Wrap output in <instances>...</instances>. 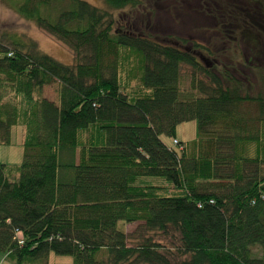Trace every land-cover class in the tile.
I'll return each mask as SVG.
<instances>
[{
    "label": "trees",
    "instance_id": "trees-1",
    "mask_svg": "<svg viewBox=\"0 0 264 264\" xmlns=\"http://www.w3.org/2000/svg\"><path fill=\"white\" fill-rule=\"evenodd\" d=\"M0 1L73 59L62 65L30 39L0 43V144L13 127L24 133L22 163L0 164L1 254L14 264L51 254L72 264H264L260 96L223 71L225 85L183 48L116 29L113 13L141 0ZM190 1L207 10L227 0ZM53 84L57 99L41 97ZM189 122L195 139L183 145L176 129Z\"/></svg>",
    "mask_w": 264,
    "mask_h": 264
},
{
    "label": "rangeland",
    "instance_id": "rangeland-1",
    "mask_svg": "<svg viewBox=\"0 0 264 264\" xmlns=\"http://www.w3.org/2000/svg\"><path fill=\"white\" fill-rule=\"evenodd\" d=\"M81 1L96 8H103L101 0ZM141 1L142 8L139 10L113 13L116 29L127 31L132 25L138 33L144 32L143 34L162 44L183 48L182 50L195 55L203 65L212 68L225 85L227 80L223 71L240 81L243 95L250 98L260 96L264 103V30L258 31L257 16L253 17L254 19L248 16L249 20L244 21L241 15V3L233 5L229 0L226 1L227 4L223 2L221 8L211 5L210 8H206L207 10L204 9L203 4L201 6L189 0L186 3H180L183 0ZM258 1L260 0H244L249 4L258 3ZM262 7L264 10V3ZM144 23L147 29L143 27ZM26 39L34 41L40 52L56 62L65 66L73 64L69 49L38 30L33 24L19 18L8 5L0 1V43H6L11 47V42L25 43ZM180 73V89L189 90L190 69L182 67ZM57 91V85L53 84L45 87L40 96L48 100H56ZM244 110L252 116L257 115L258 112L254 104L246 105ZM195 129V122L178 126L175 140L183 145H189L195 139ZM161 140L166 146H172L171 139L161 137ZM23 141L22 128L13 127L10 143L0 144V164L18 167L24 157ZM250 149L249 154H252L254 148L250 147ZM17 177V173H13L10 179L15 180ZM136 227L135 225L127 226L128 234L133 233ZM119 228L122 229L121 224ZM144 236L149 235L144 234ZM153 237L161 238L160 235ZM72 262L70 257H59L53 254L48 258V264H72ZM0 264L14 263L0 253Z\"/></svg>",
    "mask_w": 264,
    "mask_h": 264
},
{
    "label": "flooded vegetation",
    "instance_id": "flooded-vegetation-1",
    "mask_svg": "<svg viewBox=\"0 0 264 264\" xmlns=\"http://www.w3.org/2000/svg\"><path fill=\"white\" fill-rule=\"evenodd\" d=\"M263 3H264V0H260V1H258V3H251V4L246 3V2H244V0H242V6H241L242 14H244V13L247 14L246 15L247 18H249L248 16H252V19H254L253 17L259 16L260 13H262V15L264 16V10H263V7H262ZM253 58H255V60H257L256 57H253ZM257 65H258V63H257Z\"/></svg>",
    "mask_w": 264,
    "mask_h": 264
}]
</instances>
